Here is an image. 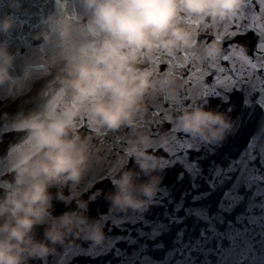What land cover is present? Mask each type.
<instances>
[{"label":"water","instance_id":"obj_1","mask_svg":"<svg viewBox=\"0 0 264 264\" xmlns=\"http://www.w3.org/2000/svg\"><path fill=\"white\" fill-rule=\"evenodd\" d=\"M78 10L77 0H0V17L11 14L15 20L8 33L0 34L15 54L10 77L0 84V195L14 177L19 154L31 145L25 119L59 110L67 99L60 91L59 75L68 45L43 41L44 21L58 12ZM244 11L251 12L248 3ZM202 31L201 26L198 44L192 47L201 55ZM257 38L247 32L222 47L243 44L251 55ZM174 54L176 61L183 59L178 51ZM166 55L172 56L155 52L144 66L157 73L171 68L184 85L179 100L171 101L163 92L150 96L147 111L136 121V128L156 141L147 151L165 165L151 204L136 213L109 211L106 194L113 190L112 179L123 168L137 167L131 149L144 146L131 127L94 128L81 116L76 127L94 146L90 166L71 201L55 198L57 191L69 195L68 186L50 190L52 214L76 209L78 199L87 201L86 215L103 217L104 240L57 245L46 258L28 264H264V87L251 81L221 89L220 95L185 98V81L175 63L157 66L156 59ZM193 101H207V107L227 113L233 126L222 142L204 143L174 128L180 108ZM161 105L171 120L155 117ZM157 119L160 122L153 124ZM164 132L170 138L167 149L158 142ZM43 229H35L37 238H43Z\"/></svg>","mask_w":264,"mask_h":264},{"label":"clouds","instance_id":"obj_2","mask_svg":"<svg viewBox=\"0 0 264 264\" xmlns=\"http://www.w3.org/2000/svg\"><path fill=\"white\" fill-rule=\"evenodd\" d=\"M79 10L48 16L43 41L55 39L67 44L59 75L61 93L67 97L59 110L27 117L31 145L23 150L15 174L0 195V264H28L44 259L57 245L74 244L77 239L100 244L104 225L86 215L87 201L77 200V208L52 214L55 198L65 202L90 166L94 146L76 124L86 116L94 128L136 130L140 145L133 147L136 168H123L112 179L113 190L106 194L109 211H144L155 197L164 168L162 158L147 151L152 137L136 128L137 117L147 111V98L161 92L177 102L183 83L171 68L157 73L147 64L155 52L174 54L198 44L200 30L181 17L190 13L201 22H224L245 10L247 0H77ZM15 20L0 17V34L8 33ZM221 42L212 39L201 49L204 57L220 55ZM15 54L8 40H0V84L10 77ZM207 101L183 105L175 116L174 128L204 143L222 142L232 130L226 112L206 106ZM169 135L159 144L167 149ZM144 179H141V177ZM44 226L43 238L35 229ZM71 237L72 239H69Z\"/></svg>","mask_w":264,"mask_h":264},{"label":"snow or ice","instance_id":"obj_3","mask_svg":"<svg viewBox=\"0 0 264 264\" xmlns=\"http://www.w3.org/2000/svg\"><path fill=\"white\" fill-rule=\"evenodd\" d=\"M247 3L251 8L250 13L243 11L221 23L194 20L190 13L181 17L195 24L198 30L203 27L202 34L205 38L199 42L201 45H206L212 39H218L223 45L236 36L246 35L247 32H254L258 37L251 55L243 44L229 42L227 48L222 47L220 55L214 60L204 57L196 48L178 50V55L183 57L180 61L174 59L177 54L158 57L157 66L160 63H175L181 79L185 81V98L195 100L198 96L220 95L221 89L231 90L238 84L251 81L259 82L264 87V0H247ZM209 34L212 37L210 40ZM154 115L158 118L165 116L167 120H171L164 105L156 108ZM159 122L158 119L152 121L153 124Z\"/></svg>","mask_w":264,"mask_h":264}]
</instances>
